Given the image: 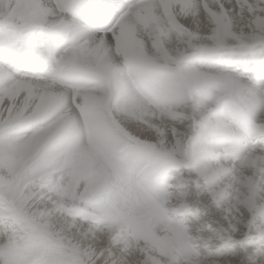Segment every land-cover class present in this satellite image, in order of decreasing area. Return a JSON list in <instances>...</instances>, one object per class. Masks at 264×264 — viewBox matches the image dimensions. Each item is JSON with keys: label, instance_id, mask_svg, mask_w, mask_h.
<instances>
[{"label": "snow or ice", "instance_id": "1", "mask_svg": "<svg viewBox=\"0 0 264 264\" xmlns=\"http://www.w3.org/2000/svg\"><path fill=\"white\" fill-rule=\"evenodd\" d=\"M0 264H264V0H0Z\"/></svg>", "mask_w": 264, "mask_h": 264}]
</instances>
